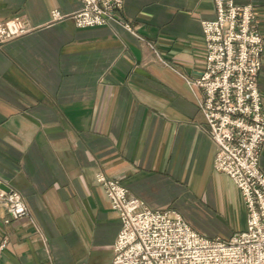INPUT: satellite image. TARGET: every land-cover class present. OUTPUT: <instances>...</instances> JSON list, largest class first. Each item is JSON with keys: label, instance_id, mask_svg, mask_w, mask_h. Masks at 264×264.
<instances>
[{"label": "crops", "instance_id": "0c3cea01", "mask_svg": "<svg viewBox=\"0 0 264 264\" xmlns=\"http://www.w3.org/2000/svg\"><path fill=\"white\" fill-rule=\"evenodd\" d=\"M235 2L253 5L264 40V0ZM80 6L0 0L1 20L31 28L0 44V188L28 209L10 219L0 206V264H111L120 221L99 172L183 217L193 204L246 211L214 169L202 93L186 82L203 68L201 21L214 18L213 0H124L114 20L86 28L71 17ZM258 88L264 107V55Z\"/></svg>", "mask_w": 264, "mask_h": 264}, {"label": "built area", "instance_id": "2783aa9c", "mask_svg": "<svg viewBox=\"0 0 264 264\" xmlns=\"http://www.w3.org/2000/svg\"><path fill=\"white\" fill-rule=\"evenodd\" d=\"M80 3L71 17L77 27L86 28L114 20L123 0ZM213 3L214 18L201 21L203 68L186 82L190 88L201 90L198 106L217 147L213 166L239 190L246 209L245 228L226 240L209 237L194 229L178 211L150 208L129 194L119 180L99 172L96 182L104 188L120 221L111 264H264V172L259 167L264 107L258 88L264 40L254 26L256 15L251 3ZM51 17L57 20L63 15L54 9ZM29 30L22 17L0 19V44ZM0 205L10 219L28 216L23 197L16 190H0Z\"/></svg>", "mask_w": 264, "mask_h": 264}, {"label": "rangeland", "instance_id": "374dc122", "mask_svg": "<svg viewBox=\"0 0 264 264\" xmlns=\"http://www.w3.org/2000/svg\"><path fill=\"white\" fill-rule=\"evenodd\" d=\"M29 29L30 32L31 28L29 27ZM0 190L2 189L0 188ZM0 206L4 207L3 205ZM184 218L191 225H194L195 227H198L202 231L206 232L207 236L218 237L225 240L228 239L232 233L229 231L230 229L233 232H236L243 230L245 228L244 225H246V211L244 213H242L239 209L235 211L229 210L227 212L222 209H212V211H206L198 204L188 206L184 211ZM227 232H229L228 235H226Z\"/></svg>", "mask_w": 264, "mask_h": 264}, {"label": "water", "instance_id": "95a60500", "mask_svg": "<svg viewBox=\"0 0 264 264\" xmlns=\"http://www.w3.org/2000/svg\"><path fill=\"white\" fill-rule=\"evenodd\" d=\"M3 189H5L6 191H8V188H6V187H2Z\"/></svg>", "mask_w": 264, "mask_h": 264}]
</instances>
